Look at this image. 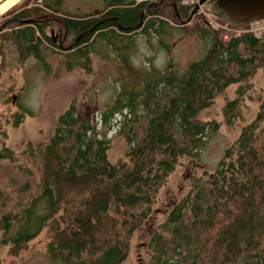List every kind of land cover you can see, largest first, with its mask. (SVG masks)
<instances>
[{
    "label": "trees",
    "instance_id": "obj_1",
    "mask_svg": "<svg viewBox=\"0 0 264 264\" xmlns=\"http://www.w3.org/2000/svg\"><path fill=\"white\" fill-rule=\"evenodd\" d=\"M100 1L101 10L69 14L65 0H26L0 16L3 59L13 49L20 63L34 59L49 72L47 57L58 55L66 71L90 75L93 58L114 55L125 69L101 113L104 128L118 119V134L128 146L117 161L110 158L111 140L75 104L60 114L45 144L29 143L22 152L0 145V171L7 161L17 172L37 176L36 194L25 203L15 197L29 183L15 189L10 178L0 189V249L8 247L12 258H22L44 233L56 264H124L135 233L181 161L198 159L219 132V122L199 116L224 99V122L241 120L256 76L264 75V36L246 32L247 25L216 18L229 30H214L202 15L183 23L193 7L186 0ZM175 33L201 37L207 52L184 71L133 70L139 37L149 45L157 38L169 52L171 45L161 40ZM232 86L236 97L228 100ZM3 97L0 91V102ZM26 116L32 111L20 107L14 127ZM6 137L0 123V140ZM148 250L146 264H264V100L215 170L195 180L171 209Z\"/></svg>",
    "mask_w": 264,
    "mask_h": 264
},
{
    "label": "rangeland",
    "instance_id": "obj_2",
    "mask_svg": "<svg viewBox=\"0 0 264 264\" xmlns=\"http://www.w3.org/2000/svg\"><path fill=\"white\" fill-rule=\"evenodd\" d=\"M24 1L26 0H0V16ZM103 6L100 0H65L63 9L69 14H88L101 10ZM223 30L229 29L223 27ZM161 41L171 45L169 52L162 49L157 38L152 39L151 45L142 37L137 39V50L130 62L136 73H144L148 67L184 71L192 62L201 59L208 50V43L197 35L175 33ZM47 60L50 65L49 72L40 69L34 59L20 63L13 49L7 53L5 59L0 56V67L4 64L0 77V91L4 95L0 102V123L7 136L6 139L0 140V145L4 143L15 152H22L29 143L36 147L45 144L51 137L60 114L71 104H75L80 116L93 122L101 137L111 140L110 158L113 162L117 161L128 150V146L118 134V119L113 120L111 127L104 128L101 113L115 98L116 88L125 79V69L117 63L114 55H111L110 60L93 58L90 75L80 69L66 71L58 55H49ZM236 90L237 86L229 88L226 99H235ZM8 98L11 99L10 102L7 101ZM263 100L264 75L258 73L253 90L246 96L241 120L232 125L224 122V99H219L212 108L199 116L202 122H219V132L209 140L198 159L181 161L161 190L151 217L135 233L130 255L124 264H146L149 257V241L158 227L165 221L171 209L188 195L195 180L215 170L225 151L239 138L242 129L255 119ZM20 107L30 109L33 116L18 118L19 126L14 127L13 115L20 111ZM10 178L15 181V189L29 183L28 189L15 197L20 202L25 203L35 196L37 176L30 178L17 172L15 165L4 161L0 171V189L5 187ZM45 247V234L42 233L31 243L29 251L22 258L10 257L8 247L0 249V258L3 264H56Z\"/></svg>",
    "mask_w": 264,
    "mask_h": 264
},
{
    "label": "water",
    "instance_id": "obj_3",
    "mask_svg": "<svg viewBox=\"0 0 264 264\" xmlns=\"http://www.w3.org/2000/svg\"><path fill=\"white\" fill-rule=\"evenodd\" d=\"M209 8L211 14L237 28L264 19V0H200L191 9L190 17L183 23H190L199 14L200 6Z\"/></svg>",
    "mask_w": 264,
    "mask_h": 264
},
{
    "label": "built area",
    "instance_id": "obj_4",
    "mask_svg": "<svg viewBox=\"0 0 264 264\" xmlns=\"http://www.w3.org/2000/svg\"><path fill=\"white\" fill-rule=\"evenodd\" d=\"M138 3L147 1V0H136ZM185 4H191L192 6L199 5L200 0H186L184 2ZM207 11V13L205 12ZM202 15L205 19L208 20L212 28H223L217 21L216 18L211 14L210 10L206 6H200L199 14ZM207 17V18H206ZM246 31L249 33H252L256 38L262 39L264 36V19L260 21L253 22L249 25H247ZM225 29H228L226 26H224ZM237 32H241L238 30Z\"/></svg>",
    "mask_w": 264,
    "mask_h": 264
}]
</instances>
